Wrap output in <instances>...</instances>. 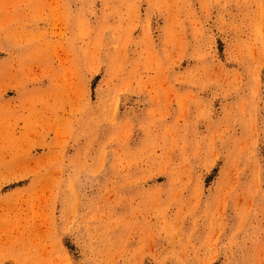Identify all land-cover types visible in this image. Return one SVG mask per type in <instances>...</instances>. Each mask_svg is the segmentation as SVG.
<instances>
[{
    "label": "rangeland",
    "instance_id": "rangeland-1",
    "mask_svg": "<svg viewBox=\"0 0 264 264\" xmlns=\"http://www.w3.org/2000/svg\"><path fill=\"white\" fill-rule=\"evenodd\" d=\"M0 264H264V0H0Z\"/></svg>",
    "mask_w": 264,
    "mask_h": 264
}]
</instances>
